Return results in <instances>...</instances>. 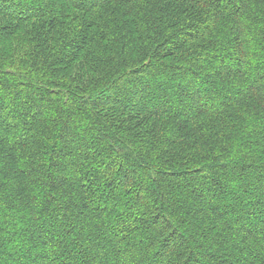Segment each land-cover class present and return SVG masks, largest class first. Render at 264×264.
Masks as SVG:
<instances>
[{
    "label": "trees",
    "instance_id": "obj_1",
    "mask_svg": "<svg viewBox=\"0 0 264 264\" xmlns=\"http://www.w3.org/2000/svg\"><path fill=\"white\" fill-rule=\"evenodd\" d=\"M0 264H264V0H0Z\"/></svg>",
    "mask_w": 264,
    "mask_h": 264
}]
</instances>
